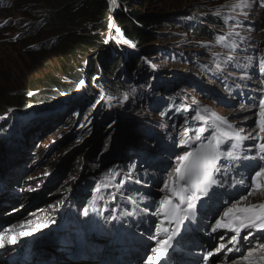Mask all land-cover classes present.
I'll return each instance as SVG.
<instances>
[{"label":"rangeland","instance_id":"374dc122","mask_svg":"<svg viewBox=\"0 0 264 264\" xmlns=\"http://www.w3.org/2000/svg\"><path fill=\"white\" fill-rule=\"evenodd\" d=\"M44 6L45 5H42V7H40L38 0H12L11 2L0 6V121L4 119L0 124L3 125V128L12 126V130L10 131L11 133L8 134V137L6 138L8 141H12L11 149L13 150V154L17 155V164L19 163L18 160L21 158L26 164L25 169L18 168V172L12 170L9 174L8 181H10L7 182V184L11 188H9L10 191L8 190V193L12 192L7 197L9 198V201L12 200V203H8L7 206L6 204L3 206L1 204L0 222L3 218L7 220L17 218V215H21L20 213H23V210H25L24 215L21 216L22 218H19L13 223L7 225L6 230L8 231L10 227L20 224L17 227L18 232L12 237L11 234H6L7 236L4 238L6 239V242L10 244L12 239L9 238H14L15 241L18 240L19 242H15L12 245L22 246L23 248V244L26 242L27 238L23 237L28 236L34 231L43 230L42 228L46 225L49 227L57 225L59 223V218L62 217V208L66 205V203H70L72 199L75 201L79 199L78 203H75L87 210L85 203L92 195L91 191L93 185L89 186L86 191L87 183L86 181H83L81 182L82 188L80 189H84L85 193L79 195L77 189L75 188L76 192L68 197L69 193L73 190L72 186L80 184L78 180L80 178L79 170L85 171L87 169L85 167H80L79 169V165L76 162L74 173L72 170L74 166L73 158H70L69 162H67V160L65 162H61V156L66 155L64 154L61 146L66 142H63L60 148L58 147L60 145V142H58V140H60L57 127L58 123L55 121L53 122V119L61 113H66L63 117L70 114L68 120L78 119L74 127V131L76 132L75 135H78V137L83 134L85 129L90 131L92 128H94L95 135L97 137L99 130L94 126L97 127L98 124H102L104 122H109L115 127L117 122L123 118L122 114L124 112L123 110L113 108L112 110L114 111L115 109L117 112V115L115 116L112 110H110L107 106L102 107V109L99 108L100 101H98V97L101 95V91H98V89L94 88L90 84L97 83L98 81L99 87L102 83L107 84L104 91H108L109 94H112L113 92L110 96L111 98L114 99L115 95H118V100L123 102L120 106L121 109L126 111V114L128 115L127 117L135 119L134 124L138 125L141 131H144L145 127L150 131L149 134L152 136L149 137V144H151L152 148V145L157 146V142L160 141V138L164 139L166 134L161 129H158L160 131L159 133L152 134L149 127L150 123L147 120L152 117H145L141 112H135L134 110L137 104H139V101L148 98L149 92L152 91H159L162 94L170 96L167 100H161L159 95L156 97L158 101L156 102L157 109L161 110L159 112L160 115H163L164 117L167 115L175 117L178 116L180 117V121L183 118L186 119L184 124L178 121L176 124L168 125L170 130H174L176 127L180 128V130H177L180 132L175 135L176 141L180 140V142H182L187 139L189 142H196V135H200L201 138L203 136V133L198 132V129L201 126L211 130L219 125L222 130L229 131L231 135L238 137L252 136V139L234 140L228 142L225 146H222L226 150L227 147L231 146V143H236L238 147L234 150V155L238 156L239 159H222L218 162L217 167L220 169L218 172L221 174L218 180L219 187L217 192L216 189L214 190L216 194L213 193L211 195L215 194V201H220L218 202L219 206H217L216 210L213 211L211 219L206 221V225L208 234L210 236L219 234L220 239L217 240L212 236L205 239V243L211 244L210 249L214 252V258L208 257L205 259V257H203L205 254L203 255V252H201L199 253L198 261L203 259L205 264H216L221 256L230 255L235 252L237 255L239 254V260L249 263L254 261L264 264L263 258H260L261 256L255 258L253 254L255 253L254 251L262 249L260 245L264 244L263 233L261 236L257 235V238H251L247 232L249 230H245L242 234H239V244H236L233 247V251H214L215 247H217L220 242H227V246L231 245V243L228 242L235 234L227 229H221V232L218 233L211 230V225L219 218L218 213L223 212L222 206L224 204L229 201H240V197L242 196L247 197V199L240 201L244 204L249 202H253L255 205L258 203H264V189L253 188L251 181V176L255 174V171L259 169V166H264V162L259 160L258 151L253 149L254 143L257 142L259 137L264 136V133L260 132L259 125V102L262 95L257 98L254 104L250 105L245 99H237L230 96L229 92L223 88L217 79L212 77L210 73L213 69H215V66L220 67V69L223 70L222 72L232 73L235 63L247 68L246 63L239 60L244 57L245 54H249V56L253 57V61L256 65L260 64V61L264 59V47L263 43H261V40H264V37L260 34L261 32H264V0H243V2L242 0H129L126 4H122L121 1L118 0V5L114 12L115 14H117L116 12L120 11V8L122 7L123 9H128V11L132 13H163V17L167 20L164 22V25L157 29L159 33L158 40H156L155 43L149 44V46H143L140 42L134 43L127 36L125 37L122 32L117 31V29L115 32H112L114 30L113 23L105 24L104 29H106V31L97 30L106 44L113 43V47L106 50L108 53L107 57H110V54H112L113 50H115L117 55L122 58H125L127 55L126 52H132L133 54L131 56L142 61L141 65H143L142 68L144 69V72L142 74V79L139 80L145 81L137 83L136 86L126 83L124 81L125 78L118 80V76L122 74L121 66L113 69L115 71L113 75L104 71V69L100 66L102 62L100 56L97 54V51L94 52L92 56L88 54L87 56L79 57L66 69H60L58 66L59 58L56 57V54H52L49 49V41L55 38V36L39 34L36 37L25 39L21 33L24 30L29 31L34 27L35 22H37V20L42 16V8ZM209 18L218 19L219 22L227 28L224 31H220L219 35L220 38H223L221 40L227 41L225 44L227 47L230 45L229 49H226L223 46H217L215 43H212L210 40L204 38L201 34L199 36L191 34V27L193 25L200 23L206 27V21ZM233 37L242 41L243 44L240 45V48H242L241 50H243V52H234L232 50L231 41ZM238 37H243V39ZM238 54L241 55L240 58L235 57ZM229 57L232 59H229ZM92 65L95 68V71L93 70L94 77L90 81H86V76L92 69ZM52 69H54V71H51ZM245 74L248 75L247 73ZM49 77L52 78L51 84L45 85V80L42 88L38 89L39 84H41L45 78ZM249 80L250 78H248V81ZM119 81H124V86L116 83ZM35 82L38 83L36 84L37 86H34L33 88L30 87L28 89L31 93L30 97H39L38 101L40 100V102L35 103L34 107L37 110L39 107L43 106L41 110L45 111V114H42V117L35 121V123L31 122L28 125L25 124V122H22L24 116L22 113L17 111V109L22 107V104L9 106V104H6L8 102L6 98L7 94H15V91L19 87L32 86ZM17 84L18 87L11 91L13 87L17 86ZM87 86H92L95 89L94 91L90 90L89 99L86 88ZM254 89V87L247 89L245 95L252 92ZM44 91H46V93H44ZM107 97L108 96H106V98ZM219 97L227 100V102L223 104V101L217 100ZM163 105H165L164 108ZM47 107H49L52 111L58 107L57 111L60 112L54 113L49 117V112H46V109H49ZM91 107L92 109L103 111V113H101L95 121H93L94 117L90 112ZM242 108L249 109L252 112V114L249 115L251 117L248 122H236L237 119H235V117H239L238 115L243 114L239 113ZM71 111H74L72 115ZM36 112L35 114L39 113ZM198 114L200 117H204V119L197 118ZM47 115L48 118L46 117ZM217 116L224 117L227 121L233 118L232 121L235 120L233 121L235 122L234 126L231 129H228L227 125L216 120ZM199 121H202L203 123L201 124ZM96 122L99 123L95 124ZM177 123H179V125H177ZM243 124L247 127L245 131L242 130L244 127L242 126ZM79 125L85 126L83 129L78 128V131H76V128ZM188 126L193 128L190 139H188L186 135V129ZM101 128L102 127H100V129ZM49 129L51 131L53 129L54 130L51 133ZM36 131L38 133H36ZM79 131L81 132L78 134ZM21 135H27L29 137L25 139L23 148L21 146L22 142L19 141ZM183 136L185 137L181 139ZM54 139H57L55 143ZM83 145L84 144H82V146ZM118 146H121L123 150H120L119 152L117 151L112 159L103 164L101 167L103 169L102 172L110 171L112 165H124L128 164L130 161H135L134 167L137 169V172L135 171L134 174H127V170L124 168L122 174L123 183L122 185L120 184V187L125 186L126 188H129V190H124L122 194L117 197V201L114 202V206L117 208L115 213L118 214V219L126 213L134 216H140V214H145L147 205L152 204L157 208L159 198L161 199L164 195L168 194L167 192L160 191L163 187L162 182L167 180L173 174L174 168L177 165L176 157L183 155L185 151L190 150L181 147L182 149L178 150L181 152L178 153L177 151V156L173 155V157L170 158L165 156H152L150 153L145 156L142 152L143 149H137L135 146H131L126 142H123L121 145L119 144L116 147ZM124 148L127 149V151H124ZM250 149L252 150L250 151ZM60 150H62L61 153ZM160 150L155 149L157 153L164 154V152ZM140 156L141 161H138ZM245 157H254V159H245ZM49 158L53 159L50 160ZM0 162L5 165L9 162V158L0 155ZM62 163H66L70 166L71 171L69 175H65L64 178L60 179V175L55 176L54 174H56V172L52 171V169H58ZM223 164H225L227 168H225ZM101 168L99 169L101 170ZM159 168H161L160 170L163 172H157ZM139 172L140 175L138 176ZM148 173L149 175H152L151 178H154V181L149 178ZM156 174H159L157 178ZM85 175H87V172ZM131 177L133 178L132 181L130 180ZM47 178H54L58 181L51 187H48L45 184ZM137 180H139L140 183H136ZM241 181H243V183H241ZM13 182L18 184L16 187L17 191H15V187L12 186ZM228 183L233 185V189L228 188ZM42 185H45L44 188H46L45 195L50 198L47 200L48 204L46 205L48 211L41 208L44 203L35 209L27 208L28 202H40L38 199H29V196L31 197L34 194H38V192L41 191L40 189L43 187ZM61 185L63 188H66L67 185L70 187L62 191L65 196L61 194L59 197L58 193L61 191ZM47 188H50L49 191ZM151 190L153 196L156 198L154 201L150 200L147 195ZM230 190L233 192L232 196H228ZM14 191H20V198L15 200L11 196ZM249 192L252 194L249 195ZM92 199H94V197ZM200 202H202V200H200ZM51 204H53L52 208H50ZM207 205L209 210L212 211L213 205L210 203ZM4 207H7V209ZM200 207H203V205H197L195 210L197 211ZM151 210L146 217L149 221L152 213L155 212ZM205 210L206 208H203V211ZM65 217L68 219L66 215ZM86 217L90 219L91 227L94 228L95 221L90 218L92 216L88 214ZM155 217L157 220L160 218L159 216ZM126 219L128 221V215ZM28 221L31 223H26ZM63 222L65 225L68 223L65 220ZM132 222V219L128 221V223ZM161 223L162 219H160V224ZM157 224H159V221H155V223L152 224L150 223L151 230L153 232H155ZM1 225L2 224H0V226ZM22 225L24 227H22ZM111 225L114 226L115 223L112 222ZM144 225H146V223ZM75 226L79 228L77 231L80 233L84 231V236L88 233V228L79 217ZM185 226L186 225L184 224V229ZM36 227L37 229H35ZM119 227L129 228L128 231L122 235L123 239H130L132 241V238L136 237L133 236L130 238L135 230H132V227L130 228L126 226V220L121 221ZM119 229L116 230L119 231ZM54 230L55 229H52L50 234H54ZM180 230L181 228L179 229V232ZM21 233L27 234L22 235ZM113 233L116 234L117 232L114 230ZM73 234L76 237L75 231ZM203 234H206V230L205 232H202V235ZM143 235L146 236V234ZM38 236H40V234L33 237V240H35V238L37 239ZM97 236L101 238L99 235ZM245 236H247L246 239L243 238ZM21 238L22 240H20ZM123 239L120 245L125 246L123 245ZM147 239L148 243H151L152 246L151 237L149 238V236H147ZM23 240L24 242L21 244ZM33 240L30 241L31 244L33 243ZM78 245L81 250V246L83 245L81 242H78ZM8 246L10 247L11 245ZM43 246L51 248L50 250L46 249L48 251H56L58 249L57 242L54 239L47 242L46 245L43 244ZM43 248L44 247H42V249ZM8 249L10 248L5 250ZM168 251L170 250L168 249ZM249 252H251V255L248 260H244L242 257L248 256ZM260 253L264 256V248L260 251ZM101 254H99V256ZM104 254L105 256L102 257L103 259L106 257V252ZM118 255L119 254L114 257L117 258ZM153 255H156V253ZM68 258L70 263H75L71 257ZM81 261L82 262L75 264H93L90 262L89 255L83 257ZM198 261H195V263Z\"/></svg>","mask_w":264,"mask_h":264},{"label":"trees","instance_id":"16d2710c","mask_svg":"<svg viewBox=\"0 0 264 264\" xmlns=\"http://www.w3.org/2000/svg\"><path fill=\"white\" fill-rule=\"evenodd\" d=\"M12 0H0V6L11 2ZM122 4H126L129 0H120ZM38 4L40 7L45 5L42 8V16L35 22V25L31 30H24L21 35L25 37V39H30L38 36L39 34H48L51 36H55V38L49 41V49L52 54H56L58 60V66L60 69H66L71 65V63L77 60L81 56H87L88 54L92 56L94 52H98V56L101 59V67L108 74L113 75L117 67L121 66V72L118 76V80L125 78V82L131 84L132 86H136L137 83H141L145 80L142 79V74L144 69L141 65L142 61L137 58L131 56L132 52H126L127 55L125 58L117 55V52L113 50L111 56L107 57V52L109 48L113 47V43L106 44L104 39L101 38L100 34L97 30H105V24L111 23L113 19V0H38ZM115 18L113 20L114 26H116L118 31L122 32L125 37L127 36L134 43H142L143 46H149L151 43H155L158 40V31L157 29L164 25V22L167 21L163 17V13H154V14H146L142 12H129L128 9L120 8V11L116 12ZM177 18V17H176ZM206 27L197 23L191 27V34H195L199 36L203 35L204 38L210 40L212 43H215L217 46H220L219 40V32L224 31L227 28L224 27L222 23L219 22L218 19L209 18L207 21ZM102 27V28H101ZM219 29V30H218ZM106 31V30H105ZM264 37V32L260 33ZM263 41V42H262ZM264 47V40H261ZM106 46V48H105ZM131 56V57H130ZM264 58V56H263ZM264 60V59H263ZM95 68L92 65V69L89 74L93 73L92 71ZM51 71H54L52 69ZM91 76L86 78V81L90 80ZM10 79V77H9ZM46 80L45 85H50L52 78H45L41 84H39L38 89L42 88L44 81ZM11 81V80H9ZM124 81L116 82L117 84H121L124 86ZM37 82V81H36ZM32 86H21L16 91L15 94H7L6 100L8 101L6 104L12 106L14 104L21 105V108H29L34 107L35 103H39L38 98L30 97L31 93L28 90L30 87L33 88L37 86L36 83ZM98 83V82H97ZM96 83V84H97ZM17 86L13 87L11 91H13ZM94 87V86H93ZM92 86H87L88 91V99L90 98L89 92L90 90H95ZM101 90L107 87V84H101ZM12 88V87H10ZM194 88V87H193ZM134 89V88H133ZM45 90V89H43ZM9 91V92H11ZM106 96H111L113 94H109L108 91H104ZM46 93V91H44ZM162 99H169L170 96L166 94H162L159 91L149 92L148 98L144 100H140L139 104L135 107V112L139 111L145 117H154L156 120L165 121L168 124L175 123L178 116H166L160 115L159 112L161 110L157 109L156 102L157 96ZM114 104L121 105L123 102L118 100V95H115L114 99H112ZM127 102V101H126ZM101 104L103 107H106L105 100L102 98ZM147 104V106H146ZM165 105H163V108ZM123 110V118H121L117 125L115 126V130L117 131L115 134L116 145H121L123 142L128 143L131 146L138 147L143 143H148V131L145 129L141 131L138 125L134 124L135 119L127 117L126 111ZM74 111H71V115ZM66 113H61L56 117L55 122L58 123V131L59 138L64 137L66 128L72 123V119L68 120L70 114L63 117ZM131 114V113H130ZM131 119V121H130ZM185 118H183L180 123H185ZM54 121V119H53ZM101 123V122H100ZM100 127H102L100 129ZM114 127L113 125H109V122L98 124L96 129L99 130L97 134L99 136L102 131H112L110 128ZM78 131V130H77ZM81 131L78 132V134ZM76 133V132H75ZM104 134V133H103ZM73 141L77 140V137H74L72 134ZM97 136V137H98ZM59 140V142H60ZM72 141L71 139H69ZM119 143V144H118ZM160 144V143H159ZM121 147V146H120ZM120 147L118 146L116 149L118 152L120 151ZM2 148H0L1 151ZM63 167L60 169L58 175H69L70 166L66 163H62ZM103 166V165H102ZM101 166V167H102ZM100 167V168H101ZM103 169L101 168V171ZM66 173V174H65ZM67 185L66 188H63L61 185V191L58 193L60 195H64L62 192L64 189L69 188ZM59 188V189H60ZM58 189V190H59ZM65 196V195H64Z\"/></svg>","mask_w":264,"mask_h":264},{"label":"bare ground","instance_id":"6f19581e","mask_svg":"<svg viewBox=\"0 0 264 264\" xmlns=\"http://www.w3.org/2000/svg\"><path fill=\"white\" fill-rule=\"evenodd\" d=\"M241 76L249 77L244 74H242ZM247 110L249 109H243V108L240 109L239 113H243V114L238 115L239 117H235V119H237L236 122H248V120L251 117L249 115L252 114V112L251 110L249 111ZM232 119L230 120L232 121ZM230 120H228V123L231 124L233 127L235 123L233 121L235 120H233L232 122ZM242 126H244L242 130L245 131L247 127H245L244 124ZM184 137L185 136H183L181 139H183ZM187 144H189V142H187ZM189 150L191 151V148H189ZM158 175L156 174V178L158 177ZM53 179L54 178H47L45 184L48 187H51L55 182L58 181L57 179H54V180ZM44 186L40 189L41 191L38 192V194H34L31 197L29 196V199L30 198L38 199L40 200V202L39 203L28 202L27 208L35 209L36 207H39L42 205V203H44L41 208H44L48 211V209L46 208V205L48 204L47 200H49L50 198L47 195H45L46 188H44ZM47 189L49 191L50 188H47ZM6 193H8V190L3 191V192L1 191L0 209H1V204L2 206L4 204H6L7 206L8 203H12V200L9 201V198L7 197L11 194V192L8 194ZM213 193H215L214 190L211 191L209 189V195ZM20 195L21 194H12L11 196L16 200L17 198H20ZM232 195H233V192L228 193V196H232ZM206 200L208 202L209 199L207 198ZM53 204L50 205V208H52ZM259 204L261 203H258L256 205H259ZM198 205H200V201ZM251 205H255V204H253V202H249L247 204L240 202V206H251ZM4 208L7 209V207H4ZM203 208H205L204 204H203V207H200L197 211L195 210L194 217L183 220V222L180 225H177L175 222L169 223L168 221H163V223L160 224V220H159V224H157V226L159 225L161 228L166 227V228H169L170 230L175 229V228H178V229L181 228V230L180 232L178 231L179 234L177 233V235L171 242L172 247L169 248L171 252L167 251V253L162 254L161 259L158 262V264H203L204 263L203 259H200L198 261L199 253L203 252V255L205 254L203 257H206L207 253L210 251L212 252L213 250L210 249L211 247L210 243H205L206 241L205 239L211 237L212 235L210 236L207 232L206 221L210 219V217L207 215L208 210L206 208V210L203 211ZM155 209L156 207L152 206L151 211H156ZM257 211H259V209H257ZM24 213H25V210H23V213H20L21 215L16 214L17 218H12V220H7L3 218V220L0 222V224H2L0 226V241L3 242V245H7V246L11 245L10 247L8 246L4 249L0 247L1 248L0 264H40V263H43V264H72V262L70 263L69 259L67 258L68 250H70L72 255H74V252H76L77 250H79L80 253H83L85 255L89 249L90 250L93 249L94 254H98V257L89 255L90 262H92L93 264H117V263L118 264H146L147 258L149 256H152L154 260L156 257V255H153L154 252H152V248H154L155 246H151V243H148L147 235L151 234L153 237L159 238V239L163 238L164 236L163 231H161V232H158L159 233V237H158L157 228L155 229V232H153L151 230L150 223H146V225H144V223L140 222L136 224V226H134V218L132 217V215H128V221L132 219L133 222L126 224V226L130 228L132 227L131 229L135 230L134 233H132L130 238H132L133 236H136V237H133L132 241L130 239H127L128 243L125 244V246H122L120 245L123 239L122 235L125 232H127L129 228L128 229L126 227L121 228L118 226L120 229L119 231L115 230V232H117L115 236L113 234L108 236L106 233H104V235L102 234L100 236L101 238H99L98 236H94L92 234H88V233L85 234L84 236V231H82L81 232L82 238L79 239L78 237H75L73 234V232L78 230L79 228L75 226L74 223L71 224L68 222L65 225L63 222L64 220H62V222L58 224L57 226H55L54 228L46 225L45 227L42 228L43 230L34 231L30 233L28 236L23 237V238H26V237L27 238L22 248V246L12 245L13 244L12 242L10 244L7 243L6 239L4 238H6L5 237L7 236L6 234H11V237H12L14 234L18 232L17 227L20 224H18L17 226L10 227L8 231L6 230V227L10 223H13L19 218H22L21 216H23ZM140 224H143V225H140ZM184 224L186 225L185 229H184ZM111 227L115 228L114 226H111ZM202 227H205V229ZM35 229H37V227ZM52 229H55L53 231L55 232L54 234H50ZM205 230H206V234L202 235V232H205ZM250 231L252 233L250 235L251 238H257V235L261 236L262 233L264 234V231L259 232L258 230H254V229ZM218 232H221V229H218L215 233H218ZM39 234L40 236H38L37 239L35 238V240H33V237ZM143 234H146V236H144ZM212 237H215L217 240L220 239L219 234L214 235ZM9 239H13V238H9ZM52 239H54L57 242L58 249L56 251H48L46 249L50 250L51 248L43 246V244L46 245V243L51 241ZM20 240H22V238ZM32 240H33V243L31 244L30 241ZM16 242H19V241L17 240ZM23 242L24 240L21 242V244ZM78 242H81V244L83 245L81 246V250L79 248ZM225 244H227V242ZM96 245L103 247V250H102L103 252H101L102 254L100 253V249L95 247ZM235 245L236 244H231V245H228V247L233 248ZM42 247L44 248L42 249ZM7 248H10V249L5 250ZM262 249H258L254 251L255 253L253 254L255 258H258L259 256H261L260 258H263V262H264V256L261 255L260 253ZM105 252H106V257L103 259L102 257L105 256L104 254ZM99 254L101 255L99 256ZM117 254L119 255L117 258H115L114 256H116ZM211 257L214 258L213 255ZM195 261H198V262L195 263ZM84 264H87V263H84ZM216 264H263V263H257L254 261L252 263L244 262L243 260H239V254L237 255V253L234 252L233 254H230V255L221 256L219 258V261H217Z\"/></svg>","mask_w":264,"mask_h":264},{"label":"snow or ice","instance_id":"6c2138e0","mask_svg":"<svg viewBox=\"0 0 264 264\" xmlns=\"http://www.w3.org/2000/svg\"><path fill=\"white\" fill-rule=\"evenodd\" d=\"M243 2V0H242ZM118 31V29H117ZM238 35V34H237ZM223 39V38H221ZM243 39V37H241ZM229 59H232L229 57ZM260 72L264 74V60L260 61ZM260 108V132L264 133V99L259 102ZM199 119H204L200 117ZM216 120L227 125L228 129L232 128V125L228 123L224 117H216ZM209 129L201 126L198 129L199 133H204ZM240 139H252V136L238 137L231 135L229 131L222 130L219 125L210 130V135L205 137L199 144L198 148L191 151H185L183 155L177 156V165L174 168L173 174L164 180L161 192H167L158 203L156 211L152 215L162 217L163 221L169 223L175 222L180 225L183 220L189 219L195 216V209L197 201L201 200L202 196L209 195V189L212 185L217 184L215 179V173L220 169L217 167L218 162L224 160H236L238 156L234 155V150L238 147L236 143H231L230 147L226 150L224 147L228 142ZM196 140L201 141V136L196 135ZM253 149L259 153V160L264 162V136L258 138L254 143ZM252 149H250L251 151ZM245 159H254V157H245ZM252 186L255 189H264V166H259V169L255 171V174L251 176ZM123 183V182H122ZM136 183H140L139 180ZM243 183V181H241ZM99 191V189H97ZM252 193L249 192V195ZM247 199V197H240V201ZM240 201H229L224 204L223 212L218 213L219 218L215 220V223L211 225L213 232L218 229H227L235 233L228 243L239 244L238 236L245 230L248 231V235H251L250 230L264 231V203L251 206H240ZM186 205V206H185ZM259 209V211H257ZM87 215V210H85ZM26 223H31L30 221ZM163 231V238L156 240V246L152 248V252L156 253L155 260L152 256L147 258L146 264H158L162 254L167 253L168 249L172 247V241L177 235L179 229L161 228L157 226V232ZM26 235L27 233H21ZM244 239L247 236L243 237ZM153 239H156L153 237ZM223 239V238H221ZM12 243H15L13 238ZM3 242L0 241V247H3ZM264 248V244L260 245ZM222 250L233 251V248H229L227 244L220 243L215 247V252H221ZM214 253L208 252L205 259L211 257ZM251 252L248 256H243L244 260H248Z\"/></svg>","mask_w":264,"mask_h":264},{"label":"water","instance_id":"95a60500","mask_svg":"<svg viewBox=\"0 0 264 264\" xmlns=\"http://www.w3.org/2000/svg\"><path fill=\"white\" fill-rule=\"evenodd\" d=\"M113 2H114L113 18H115L114 12L117 8L118 0H113ZM33 110H34V107H29L26 109L24 108L17 109L19 113H23V114L32 113ZM109 125L111 124L109 123ZM74 127H75V121H72V123L66 128L64 137L61 138L60 140V145L58 146L59 148L63 142H66L64 145L61 146L62 150L64 151V154H66L65 156H61L62 157L61 162H65L66 160L67 162H69V159L73 158L74 166L72 170L74 171V173H75L74 169H75L76 162L79 165V169L80 167L82 168L85 167L87 169L85 171L79 170L80 175H85L86 172L87 173L88 172L90 173L99 172L100 171L99 168L103 164L107 163L110 159H112L113 156H115L116 154L117 145L114 143H116V140H117V138L115 140V134L117 131L114 129L115 127L110 128L112 131L105 130V131H102V133L100 132L98 137H96L95 135L94 128L90 129V131L88 129H85L83 134L80 137L76 138L77 140L73 141L74 139H72L71 135L73 134L74 137H77L75 135ZM69 139H71L72 141H70ZM82 144L84 145L82 146ZM62 150H60V153L62 152ZM76 170L78 171L77 168ZM52 171H56V170L52 169ZM6 247L8 246L4 245L1 248L4 249Z\"/></svg>","mask_w":264,"mask_h":264}]
</instances>
